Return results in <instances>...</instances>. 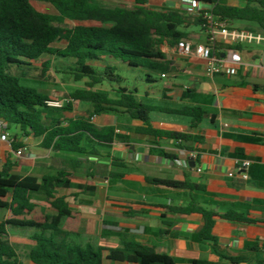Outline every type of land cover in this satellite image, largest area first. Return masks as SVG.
<instances>
[{
	"label": "trees",
	"instance_id": "trees-1",
	"mask_svg": "<svg viewBox=\"0 0 264 264\" xmlns=\"http://www.w3.org/2000/svg\"><path fill=\"white\" fill-rule=\"evenodd\" d=\"M34 0H0V120L7 124L13 151L24 147L21 137L40 138L39 146L67 157L61 158V166L53 173L41 177L21 176L12 173L16 161L6 159L0 169V210L10 211V217L0 220V264H105L104 261L128 264H242L241 256L225 254L212 234L217 220L257 224L264 219L253 218L234 208L224 212L215 209L217 202L205 205L191 196L185 205L167 206L176 214L199 213L203 223L191 235L195 242L207 245L218 256V261L206 259H179L159 253L155 247L134 239H120L117 247L95 245L89 240L80 242V210L73 208L59 188H76L80 193L92 196L95 186L72 181L75 174L92 178L97 174L107 176L110 182L123 177V172L107 170L91 157L102 155L101 146L114 140L125 141L128 135L116 132L115 126H97L90 121L93 115L113 113L125 115L142 122L135 132L152 136L157 142L171 139L176 146L188 148L189 143L201 144L202 135L154 128L151 113L157 106L140 101L134 91L121 85L118 64L148 71L170 70L166 53L161 46L174 47L179 41L192 43L198 34L188 30L190 26L206 29L201 15L183 13L175 9L157 10L147 6L149 0H133L131 7L107 5L103 0H42L57 11L51 14L36 10ZM211 6L210 13L219 20L246 21L264 32V0H195ZM66 21H78L70 26ZM253 30V29H247ZM64 41V46L56 43ZM215 48L240 49L239 45L217 42ZM43 55L71 60L69 71L73 81L86 79L84 88L68 94V101L61 107L47 105L52 99L40 91L31 79L35 62ZM42 76L50 68L51 61L42 62ZM151 75L146 74L149 81ZM116 85L114 95L107 90L94 89L96 85ZM89 105L88 116H67L77 103ZM165 112L190 118V129L197 128L205 116L199 106L165 108ZM160 153L170 159L175 155ZM235 156L248 158L240 152ZM196 162L198 159L195 160ZM111 165L126 167L120 158H111ZM152 185L168 188L205 191L199 183L184 180L145 177ZM75 192L73 196L80 194ZM41 195L39 200L34 197ZM89 202V201H86ZM28 233L33 244L25 254L11 241L15 235ZM252 244L246 243V246Z\"/></svg>",
	"mask_w": 264,
	"mask_h": 264
},
{
	"label": "crops",
	"instance_id": "crops-1",
	"mask_svg": "<svg viewBox=\"0 0 264 264\" xmlns=\"http://www.w3.org/2000/svg\"><path fill=\"white\" fill-rule=\"evenodd\" d=\"M228 2L235 4L233 0ZM195 3L199 8L210 7L202 2ZM168 4L171 9L190 13L186 0H170ZM239 25L245 26L243 30L260 31L255 24L246 21H241ZM194 27L188 28L199 36L194 44L203 42L204 34L199 27ZM238 45L243 64L233 73L224 71L211 77L204 74L201 59L193 54L183 56L176 46L169 47L167 44L161 49L169 61L168 72L117 65V72L122 77L121 85L134 91L140 101L160 109L151 113L154 128L198 133L203 141L201 144H187L188 148L194 149L190 151L176 146L171 139L155 142L152 136L135 132L137 127L142 126L137 119L113 113L91 116L90 121L95 125L115 126L116 132L128 135V139L114 140L101 146L102 155L91 157V160L106 165L107 170L123 172L122 178L110 182L107 176L101 174L92 178H86L84 174L72 177L74 183L95 186L94 194L87 195L82 205L74 207L82 213L79 231L84 229L86 233H96L98 244L105 247L119 246L121 238L134 239L155 247L159 253L179 259L218 261V256L207 245L191 239V235L202 226L201 214H176L168 211L167 206H183L194 196L205 206L208 201L214 200L217 202L215 209L219 212L234 208L250 217L264 219V45ZM146 74L151 75V80L146 79ZM162 74L165 76L162 77ZM113 87L116 85L104 83L94 89L107 90L114 95ZM183 106H199L205 111L197 128L190 129L189 117L161 110ZM88 109V104L80 102L66 115L87 117ZM18 139L24 143L22 148L25 150L29 140L36 139L38 143L41 140L20 135ZM6 140L0 139V169L6 159L14 160L16 164L12 173L21 176L41 177L45 173H53L61 166V158L69 156L47 149L46 172L37 174L34 171L35 158L22 156L25 153L15 155L16 151ZM161 149L175 155L176 159L163 156ZM192 152L197 153L196 157L191 155ZM236 152L253 159H249L251 164L247 169V179L240 176L239 166L242 160L248 158H239L235 156ZM111 158L122 159L126 167L111 165ZM45 159L41 160V164ZM50 160L55 163H50ZM198 168L202 170L199 172ZM146 176L199 183L205 191L152 185L146 182ZM67 189L73 190L72 195L80 193L76 188H59L58 195H64L61 190ZM81 194L84 193L78 195ZM64 196L68 201V197ZM3 210L7 212L4 219L10 217V211ZM212 234L225 254L243 257L246 262L242 264H264V222L245 224L220 219L214 224ZM246 243L252 245L246 246ZM104 263L128 264L108 260Z\"/></svg>",
	"mask_w": 264,
	"mask_h": 264
},
{
	"label": "rangeland",
	"instance_id": "rangeland-1",
	"mask_svg": "<svg viewBox=\"0 0 264 264\" xmlns=\"http://www.w3.org/2000/svg\"><path fill=\"white\" fill-rule=\"evenodd\" d=\"M107 5L114 6V5H122L131 7L133 5V0H103ZM170 0H151L150 4L148 5L151 8H160V9H171L170 4H168ZM186 3L188 4V7H190V11L195 10L197 8L195 0H186ZM167 4V5H166ZM33 7L42 12H47L51 14H57L56 9L48 2L42 1V0H34L32 1ZM202 11H205V8H198ZM184 12H187V10H183ZM241 21H233L229 24L231 28H237L240 27V29L244 28L245 26H240L239 24ZM66 24L73 26L76 24H79L78 21H66ZM248 24H254L251 22H248ZM194 29H198V27H194ZM239 29V28H238ZM258 29V28H256ZM58 46H64L65 42L61 41L56 43ZM49 60L51 61L50 68L45 72L44 76H42V62ZM73 65L71 60H66L60 57H55L52 55H43L40 60L35 62V69L31 72V77H34V80L31 79V82L34 83V85L42 92L48 94L50 97L54 99L63 100L64 103L68 99V94L77 88H84L86 79H82L80 81H73L71 75L62 73V71H69V68ZM106 87V86H103ZM85 106V105H84ZM82 108H84L82 106ZM68 112V111H67ZM10 134L12 135L14 133L13 129L9 130ZM6 141L9 142L7 139ZM25 154H22V156L29 155L31 157H34L35 159V168L34 171L37 172V174H41L42 172H46V149L39 146L38 140L31 139L29 140L28 147H26V150H24ZM14 157V156H13ZM45 159L44 163L41 164V160ZM50 163H55L54 160H50ZM64 195L68 197V201L70 202L71 206L77 207L79 205H82L81 202L84 201L87 198L86 194H81L78 196H73V190L67 189V190H61ZM36 200H39L41 198V195H37V197H34ZM7 215V212L3 209L0 210V219H4ZM81 236L77 238L78 241L83 242L85 240H89L95 245L98 244V235L96 233H86L83 231H80ZM11 241L15 243L18 246V251L20 254H25L28 250V247L33 244V241L29 238L28 233L23 235H15L12 237Z\"/></svg>",
	"mask_w": 264,
	"mask_h": 264
},
{
	"label": "built area",
	"instance_id": "built-area-1",
	"mask_svg": "<svg viewBox=\"0 0 264 264\" xmlns=\"http://www.w3.org/2000/svg\"><path fill=\"white\" fill-rule=\"evenodd\" d=\"M199 7L192 10L190 13L193 15H201L202 10ZM209 9H205L203 18L206 20V29L204 30L205 39L203 42L192 43L190 41H179L176 45V49L179 54L183 56L195 55L201 59L204 63V74L208 77L220 74L224 71L233 73L242 64L243 59L241 53L237 49L224 48L223 50H217L215 48L217 42H221L228 45H238L242 43L264 45V32L243 30L231 28L227 20H219L210 13ZM223 54L219 55V53ZM165 74H162L164 77ZM68 99L65 101V103ZM47 105L61 107L65 103L63 100L50 99L46 101ZM0 139H8L10 142V132L7 124L0 120ZM24 148L16 150L15 155L20 156L24 152ZM191 155L196 157L197 153L192 152ZM251 161L244 159L239 166L240 176L244 179L248 178L247 169L250 166ZM202 169L198 168L200 172ZM229 175H233L229 173Z\"/></svg>",
	"mask_w": 264,
	"mask_h": 264
},
{
	"label": "water",
	"instance_id": "water-1",
	"mask_svg": "<svg viewBox=\"0 0 264 264\" xmlns=\"http://www.w3.org/2000/svg\"><path fill=\"white\" fill-rule=\"evenodd\" d=\"M189 164H192V162L191 163L189 162Z\"/></svg>",
	"mask_w": 264,
	"mask_h": 264
}]
</instances>
